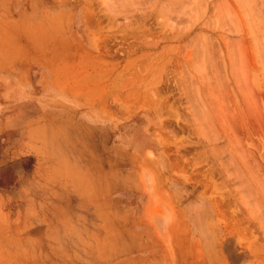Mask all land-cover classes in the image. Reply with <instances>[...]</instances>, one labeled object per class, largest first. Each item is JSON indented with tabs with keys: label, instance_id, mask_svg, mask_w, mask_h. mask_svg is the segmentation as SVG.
Listing matches in <instances>:
<instances>
[{
	"label": "rangeland",
	"instance_id": "rangeland-1",
	"mask_svg": "<svg viewBox=\"0 0 264 264\" xmlns=\"http://www.w3.org/2000/svg\"><path fill=\"white\" fill-rule=\"evenodd\" d=\"M39 4L23 35L85 106L35 130V178L3 143L0 264H264V0Z\"/></svg>",
	"mask_w": 264,
	"mask_h": 264
},
{
	"label": "crops",
	"instance_id": "crops-1",
	"mask_svg": "<svg viewBox=\"0 0 264 264\" xmlns=\"http://www.w3.org/2000/svg\"><path fill=\"white\" fill-rule=\"evenodd\" d=\"M40 11L43 12V8L39 0H0V151L4 143V156L9 149L12 159L35 158L27 178L42 174L38 164L42 149L34 145L35 130L71 124L76 110L85 106V103L80 105L79 102L77 107L71 103V91L64 85V80L56 75L54 67L48 68L46 56L39 58L31 51L33 42L23 35L24 29L33 27L32 17ZM75 136L78 141L84 139L79 134ZM13 139L14 145L11 146L7 140ZM5 163L7 161H3L4 167ZM14 169V187L0 185L1 194L14 192L18 195L23 176L20 168ZM121 201V205L128 204ZM119 203L114 199V205ZM122 211V215L127 213L125 208Z\"/></svg>",
	"mask_w": 264,
	"mask_h": 264
},
{
	"label": "bare ground",
	"instance_id": "bare-ground-1",
	"mask_svg": "<svg viewBox=\"0 0 264 264\" xmlns=\"http://www.w3.org/2000/svg\"><path fill=\"white\" fill-rule=\"evenodd\" d=\"M173 7V6H172Z\"/></svg>",
	"mask_w": 264,
	"mask_h": 264
}]
</instances>
